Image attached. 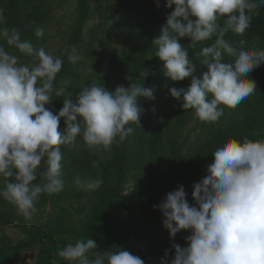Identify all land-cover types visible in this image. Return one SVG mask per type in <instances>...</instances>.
Here are the masks:
<instances>
[{"label": "clouds", "instance_id": "obj_1", "mask_svg": "<svg viewBox=\"0 0 264 264\" xmlns=\"http://www.w3.org/2000/svg\"><path fill=\"white\" fill-rule=\"evenodd\" d=\"M172 5L175 8L154 40L155 56L171 80L191 77L186 89L172 87L170 95L183 101L184 110H194L201 122L214 124L224 114L220 105L235 108L257 89L248 74L264 64V49L234 47L225 35L229 31L242 35L259 15L264 0H166L165 7ZM225 15L221 25L218 21ZM3 23L4 10L0 8V25ZM35 35L43 37L44 29L36 28ZM182 37L190 38L191 48L215 37L201 49L207 71L199 79L193 75L195 66L187 48L179 42ZM0 40L34 58L31 65L21 63L19 56L0 44V178L4 180L0 198L30 221L42 194L64 189L60 146L74 144L79 136L90 149L110 153L113 145L133 132L130 124L140 127L144 109L137 98H153V89L141 87L137 80L114 90L92 81L81 88L75 103L65 98L54 114L45 105L54 96H65L71 84L64 78L59 88L54 87L63 60L21 40L14 27H0ZM244 43L240 41V45ZM225 55L232 59L226 62ZM81 58V52L72 46L69 63L76 65ZM61 118L66 125L63 135L58 130ZM212 156L207 175L192 186L196 206L187 201L183 185L154 205L164 217L162 225L170 240L181 230H191L185 237L187 246L173 243L174 258L167 261L166 249L160 264H264V138L229 137ZM92 163L99 167L96 161ZM75 182L85 190H96L103 180L84 183L77 177ZM96 248L92 238L78 239L57 254L69 264H145L127 250L90 255Z\"/></svg>", "mask_w": 264, "mask_h": 264}, {"label": "rangeland", "instance_id": "obj_2", "mask_svg": "<svg viewBox=\"0 0 264 264\" xmlns=\"http://www.w3.org/2000/svg\"><path fill=\"white\" fill-rule=\"evenodd\" d=\"M32 2V18H39L45 28L44 36L24 35L21 40L60 57L63 65L77 74L76 77L57 74L55 88L61 86L64 78L70 79L71 84L66 87L65 96L57 97L53 93L54 97L45 105L54 114L63 106L65 98L75 103L81 88L92 81L104 84L109 90L119 85L128 87L136 80L141 87L150 88L140 78L129 80L121 72L127 53L137 56L146 48V43L131 29L129 12L124 5L128 0ZM79 11L81 27L74 30ZM259 11L264 13V6ZM226 18V15L221 17L218 23L223 25ZM0 27L9 28L5 14ZM0 44L19 56L21 63H34L33 57L7 46L3 40ZM72 46L82 56L76 65L67 59ZM137 103L144 109L140 127L130 124L133 132L122 143L113 145L110 153L90 149L79 136L74 144L60 146L64 155L61 170L64 189L51 195L42 194L36 205L38 211L30 221L14 205L0 198V238L3 244L11 243L9 247H0V264H69L57 254L62 248L50 241H37L45 234L64 244L92 238L99 252L127 250L145 264H160L166 249L167 261L174 258L171 245L181 246L191 230H181L170 240L162 225L164 217L154 205L177 185H183L187 201L196 206L192 186L207 175V166L213 162L212 152L229 137L240 140L248 119H252L257 109L246 99L235 108L220 105L224 114L212 124L201 122L194 110H184L183 101L169 94L153 91V98L141 96ZM58 130L65 134L64 118L60 119ZM93 161L99 167H93ZM77 177L84 183L96 178L103 183L96 190H85L76 184ZM39 179L38 175L36 182ZM3 186L4 180L0 178V188ZM106 213L116 216L118 224L102 239L98 235Z\"/></svg>", "mask_w": 264, "mask_h": 264}, {"label": "trees", "instance_id": "obj_3", "mask_svg": "<svg viewBox=\"0 0 264 264\" xmlns=\"http://www.w3.org/2000/svg\"><path fill=\"white\" fill-rule=\"evenodd\" d=\"M32 0H0V8L4 10V14L8 19L9 28H16L21 33V38L25 36L29 38H37L35 35V29L43 26L40 24L39 18H32ZM166 0H128L125 8L129 12V23L133 33L138 36L141 42L146 43V48L140 55L133 56L129 53L124 58V68L121 70L123 75L132 78H140L145 81L154 93L161 92L162 94H169V89L175 87L187 88L190 84L191 77L185 78L180 81H173L165 75L163 62L155 56L157 50L154 40L159 37L162 26L166 23V17L175 8V5L171 7H165ZM159 5V6H157ZM83 6L81 7V10ZM80 12H77V23L75 29H80V21L78 18ZM78 30L74 35H78ZM215 37L212 40H207L198 43L196 48L189 47L190 38H179V42L187 48L188 58L195 66L193 75L198 79L201 78V74L207 71V66L204 63V57L200 55L201 49L205 46H209L213 43ZM225 39L231 43L234 47H252L253 45L258 49H264V13H260L253 17L249 28L242 34L238 35L231 31L226 33ZM243 40L244 45H240V41ZM112 58V56L110 57ZM232 58L227 55L224 56L226 62ZM116 60V58L114 59ZM118 62V57H117ZM112 67V65H110ZM147 73L144 77L143 74ZM62 76H74L77 74L73 70L69 69L65 65L62 66L61 71L58 73ZM249 78L255 80L257 89L255 93L249 96L246 101H250L257 112L254 113L252 119H248L249 124L246 126L243 137L250 139L264 138V64H261L257 68L253 69L248 74ZM211 98V97H210ZM177 100V99H175ZM182 101V100H177ZM245 101V100H244ZM126 212L130 213L129 208H126ZM118 218L112 214L106 213L104 215V222L100 230L99 238H107L110 232L117 226ZM37 241H50L51 243L65 247L67 244L60 243L49 235H44ZM7 243V241H5ZM3 238H0V247H9L10 244H3ZM25 246L26 244H21ZM182 247L187 246L186 240L181 243ZM98 250H92V254Z\"/></svg>", "mask_w": 264, "mask_h": 264}]
</instances>
